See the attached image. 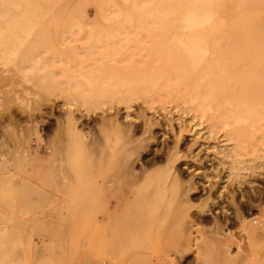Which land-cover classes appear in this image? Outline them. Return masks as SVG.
Listing matches in <instances>:
<instances>
[{
  "label": "rangeland",
  "instance_id": "1",
  "mask_svg": "<svg viewBox=\"0 0 264 264\" xmlns=\"http://www.w3.org/2000/svg\"><path fill=\"white\" fill-rule=\"evenodd\" d=\"M61 2L71 21L48 26V41L36 50L47 70L61 73L63 59L115 54L140 61V70L151 65L160 27L137 17L155 0ZM57 74L44 88L42 77L25 79L0 60V264H264V241L248 242L235 214L264 220V119L230 129L177 92L148 85L128 108L109 97L86 107L73 92L83 82ZM70 109L84 144L66 129ZM114 118L137 138L152 136L153 152L177 144L180 178L198 188L186 196V184L163 183L141 196L142 182L122 179L121 140L105 124ZM224 150L241 162L231 169ZM36 152L32 167L23 155ZM207 238L224 246L205 247Z\"/></svg>",
  "mask_w": 264,
  "mask_h": 264
},
{
  "label": "bare ground",
  "instance_id": "2",
  "mask_svg": "<svg viewBox=\"0 0 264 264\" xmlns=\"http://www.w3.org/2000/svg\"><path fill=\"white\" fill-rule=\"evenodd\" d=\"M71 12L61 0H0V60L14 65L25 79L42 77L44 88L55 83L56 74L62 72L65 78L83 82L73 92L74 99L86 107L93 100L109 97L124 102L128 108L130 98L144 88L139 86L148 85L156 91L177 92L176 96L187 98L194 108L230 129L264 119V0H155L150 12L137 17L151 19L160 27V37L154 40L157 47L152 49L157 55L149 59L150 66L145 64L140 70L135 66L140 61L115 54L98 59H63L58 61L61 73L49 71L36 50L47 43L48 26L56 28L70 22ZM49 89L46 90L50 92ZM68 103L76 104L74 100ZM72 111L69 110L66 118V129L73 130L84 144V133L78 130ZM105 124L121 140L122 179L129 181L127 184L142 182L141 196L149 198L153 194L150 188L158 185L160 191L163 183L186 184V196L198 188L191 178L184 182L180 178L175 162L183 155L177 144L161 153L153 152L148 144L152 136L137 138L131 127L122 125L116 118ZM222 152L231 169L241 162L236 153ZM138 155L143 165L140 172L133 166ZM145 155L151 156L145 158ZM23 156L32 167L39 157L37 152ZM162 162L163 167L159 166ZM51 194L47 197H59ZM235 214L248 242L264 241V220H257L255 215L249 218L239 209ZM203 242L208 248L224 246L219 238H207ZM246 257L241 254L240 261L248 260Z\"/></svg>",
  "mask_w": 264,
  "mask_h": 264
}]
</instances>
